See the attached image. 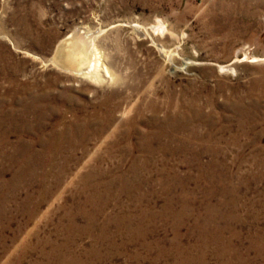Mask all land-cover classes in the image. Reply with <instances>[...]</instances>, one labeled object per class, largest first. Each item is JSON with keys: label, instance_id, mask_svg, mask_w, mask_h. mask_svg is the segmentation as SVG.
<instances>
[{"label": "rangeland", "instance_id": "obj_1", "mask_svg": "<svg viewBox=\"0 0 264 264\" xmlns=\"http://www.w3.org/2000/svg\"><path fill=\"white\" fill-rule=\"evenodd\" d=\"M0 264H264V0H0Z\"/></svg>", "mask_w": 264, "mask_h": 264}, {"label": "bare ground", "instance_id": "obj_2", "mask_svg": "<svg viewBox=\"0 0 264 264\" xmlns=\"http://www.w3.org/2000/svg\"><path fill=\"white\" fill-rule=\"evenodd\" d=\"M87 34L85 36L79 33L68 35L62 40L53 57L54 62L58 63L63 69L69 70V73L70 71L74 72L81 78H88L96 83L113 79V75L111 76L107 67L101 68L102 64L100 65L96 48H92L93 36L86 38ZM188 64L189 61L185 62V66Z\"/></svg>", "mask_w": 264, "mask_h": 264}]
</instances>
